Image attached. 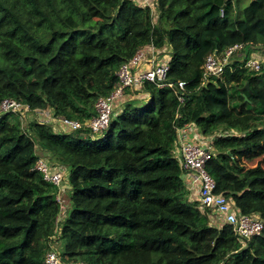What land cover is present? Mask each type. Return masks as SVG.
<instances>
[{"label":"trees","instance_id":"16d2710c","mask_svg":"<svg viewBox=\"0 0 264 264\" xmlns=\"http://www.w3.org/2000/svg\"><path fill=\"white\" fill-rule=\"evenodd\" d=\"M242 1L0 0V103L25 106L0 112V264H47L53 246L63 264H264V229L243 244L213 222L178 155L177 128L193 122L212 139L216 192L264 221V0ZM241 42L244 58L203 84L208 55ZM150 43L169 58L168 79L186 80L183 101L154 82L127 88L104 135L42 119L91 118ZM253 52L259 71L245 66ZM24 112V125L12 119ZM39 157L68 174L59 223Z\"/></svg>","mask_w":264,"mask_h":264},{"label":"built area","instance_id":"2783aa9c","mask_svg":"<svg viewBox=\"0 0 264 264\" xmlns=\"http://www.w3.org/2000/svg\"><path fill=\"white\" fill-rule=\"evenodd\" d=\"M148 4L152 0H144ZM246 48L244 43H235L229 46L225 52L218 56L208 55L203 65V84L212 80L214 76H222L226 65L236 56L244 58L243 50ZM245 66L259 71L262 68V60L257 55H251L245 59ZM170 70L169 58L161 57L153 43L140 48L135 56L122 64L119 70V80L115 84L114 90L108 96H101L96 102V114L82 122L77 119L66 117H55L50 111L42 112V119L45 121H57L64 130H81L88 127L89 131L83 132L84 135H104L107 131L116 101L121 99L127 88L140 89L147 82H154L160 87L168 86L179 94L180 100H184L187 82L186 80L173 81L168 79ZM25 106L14 98H5L0 103V112L15 113ZM197 126L193 122H186L177 128L178 133V155L182 166L192 178L193 183L198 182L199 195L204 206L216 211L223 219L224 223H230L237 234L239 240L245 244L249 238L259 235L264 229V221L259 217L243 214L237 211L234 201L216 192V180L207 169V162L212 157L211 138H201L197 134L198 141L187 140V131L194 130ZM33 169L41 172L44 179L59 189L57 200L60 203V213L58 222L67 213V203L62 198V191L69 187L68 174L62 165L53 166L46 157H39ZM215 213V212H214ZM47 264H63L59 250L53 246L46 254ZM77 264H90L80 261Z\"/></svg>","mask_w":264,"mask_h":264},{"label":"crops","instance_id":"0c3cea01","mask_svg":"<svg viewBox=\"0 0 264 264\" xmlns=\"http://www.w3.org/2000/svg\"><path fill=\"white\" fill-rule=\"evenodd\" d=\"M253 55H259L258 52H253L252 53ZM197 134H199V136L201 138H207V137H203L202 134H200L199 130H198V127H196L194 130L190 129L189 131H187V136H186V139L187 140H191V141H198L197 139ZM187 188L189 189V197L190 199H199V186H198V182H195V183H191V184H187ZM215 212V213H214ZM212 213H214V215H212V218H213V222L219 224V225H222L224 224V219L223 217L217 213L216 211H214Z\"/></svg>","mask_w":264,"mask_h":264},{"label":"rangeland","instance_id":"374dc122","mask_svg":"<svg viewBox=\"0 0 264 264\" xmlns=\"http://www.w3.org/2000/svg\"><path fill=\"white\" fill-rule=\"evenodd\" d=\"M250 0H243L242 1V3H241V6H240V8H243L248 2H249ZM42 112H44L45 113V115H46V112H48L49 110H41ZM47 116V115H46ZM43 117H45V116H43ZM12 119L15 121H21L22 122V125H24L25 124V122H26V119H25V112H24V114H20V113H18V114H16V115H13L12 116ZM63 242V240H60L58 243H57V247L59 248V247H61V243Z\"/></svg>","mask_w":264,"mask_h":264},{"label":"water","instance_id":"95a60500","mask_svg":"<svg viewBox=\"0 0 264 264\" xmlns=\"http://www.w3.org/2000/svg\"><path fill=\"white\" fill-rule=\"evenodd\" d=\"M244 88H249V82H247L246 85L242 88V91H244Z\"/></svg>","mask_w":264,"mask_h":264}]
</instances>
